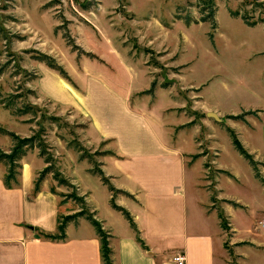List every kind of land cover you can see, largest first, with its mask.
<instances>
[{
  "label": "rangeland",
  "instance_id": "1",
  "mask_svg": "<svg viewBox=\"0 0 264 264\" xmlns=\"http://www.w3.org/2000/svg\"><path fill=\"white\" fill-rule=\"evenodd\" d=\"M196 4L198 0H0V26L7 35L3 39L0 34L2 98L22 93L26 97L19 98V103L38 108L37 117L32 118L30 114L13 115L1 104L0 126L20 137L39 131L46 155L53 159V170L71 186L60 184L53 172L44 179L50 180L51 189L62 198L80 205V211L94 214L79 182L104 202L107 187L92 170L101 169L104 157L115 155L116 144L94 135L89 116L73 103L72 93L87 92L89 85L91 100L104 107V119L113 123H117V113L112 100L90 86L95 78L131 93L133 104L143 98L147 107L158 105L169 129L167 138L189 152L186 155L202 168V184L211 194V208L217 210L226 233L228 264H238L230 244L231 220L223 207L243 208L233 217L240 237L248 239L254 232L263 236L264 161L251 154L252 165L235 148L233 138L238 134L231 124L257 114L241 120L217 113L218 120L204 112L203 103L223 113L264 108V22L251 26L230 13L236 10L251 21L264 20V0H216V29L210 22L188 26L177 18L179 9L183 15L190 11L198 18ZM32 50L55 57L66 70L68 78L53 69L58 73L53 80L60 82L59 91L53 94L64 101L46 93L52 91L48 66ZM7 60L9 65L3 67ZM32 74L35 78L29 80ZM12 145L11 136L0 133V148L9 151ZM28 153L40 155L38 148ZM1 167L7 168L4 163ZM224 193L239 199L241 205ZM112 195L114 201L123 196Z\"/></svg>",
  "mask_w": 264,
  "mask_h": 264
},
{
  "label": "crops",
  "instance_id": "2",
  "mask_svg": "<svg viewBox=\"0 0 264 264\" xmlns=\"http://www.w3.org/2000/svg\"><path fill=\"white\" fill-rule=\"evenodd\" d=\"M46 75L52 90L45 89L46 93L64 101L53 94L60 89V82L53 80L58 73L46 67ZM90 86L109 95L117 123L104 119V107L91 100L89 85L87 92L72 93L76 98L73 103L89 116L99 140L116 144L115 155L104 157L101 169L114 187L132 195L118 196L114 202L130 212L146 245V248L141 245L130 222L112 206L113 195L106 184L102 182L107 191L104 202H100L88 186L79 182L83 193L88 194L87 201L95 211V218L111 235L114 264H176L172 256L180 251L186 254V264H228L226 233L217 210L211 208V194L202 184V168L186 155L189 152L167 138L169 129L158 105L147 107L143 98V102L138 100L133 104L131 93L96 78ZM202 93L201 89L204 100ZM203 105L204 112L214 111L221 116L239 114L223 113L217 106ZM256 111L255 118L235 121L231 127L243 147L264 161V108ZM32 155L27 152L22 158L18 183L11 187L4 180L7 168H0V264H104L100 236L85 216L67 223L63 239L42 236V233L58 234L60 218L81 208L52 190L48 178L35 190L38 174L47 163L39 154ZM257 185H260L258 181ZM225 195L241 205L239 199ZM237 210L243 208L223 207L231 220L230 244L238 256V264H264V234L254 232L248 239L240 237L233 220Z\"/></svg>",
  "mask_w": 264,
  "mask_h": 264
},
{
  "label": "trees",
  "instance_id": "3",
  "mask_svg": "<svg viewBox=\"0 0 264 264\" xmlns=\"http://www.w3.org/2000/svg\"><path fill=\"white\" fill-rule=\"evenodd\" d=\"M192 5V4H191ZM199 12V17L197 18L194 16L193 13L190 11H187L185 15L182 14V9L178 10L177 18L184 21V23L188 26H190L192 23H199V22H210L212 29L217 28V21L216 16L218 12V5L216 4V0H198V4H196ZM230 13L233 16H241L243 20L251 26L256 25L259 23V21L264 22V20H255L251 21L247 15H241L239 11L236 10H230ZM0 34L3 39L7 38L5 29L0 26ZM211 34V38H213V33ZM33 52H36L35 58L43 63H45L48 67L56 70L59 72L61 76L64 78H68V74L66 70L62 67L61 64H59L55 57L38 51V50H32ZM10 63V60H7L3 67H7ZM2 68H0V74L2 73ZM35 75L32 74V78H29V80L34 79ZM154 86V83L152 84V87ZM152 89L147 90V92H151ZM29 93H35L34 90L28 89ZM26 97V95L22 93L13 92L7 95L6 97L2 98V94L0 92V104H2L6 109H9L13 115L16 116H23L30 114L32 118L37 117L38 115V108L34 105H32L29 102H21L19 103V98ZM247 114H257L256 110H247L243 111L241 114H232L229 117L233 119H245V115ZM31 118V119H32ZM229 131L232 132V130L229 129ZM0 133L5 135H10L13 140V145L9 149V151H4L0 148V163H4L7 166V174L5 175V183L7 186L11 187L13 184L18 183V175L20 174V169L22 168L21 160L22 158L27 154V152L30 149L38 148L40 151V155L44 157L45 162L48 164L47 167H45L42 171L39 173V177L36 179V187L35 190L38 191L40 189V183L44 180L45 175L48 172H53L55 175V179L59 181L60 184H64L67 186H71L70 182L66 179L61 177V175L58 172H55L54 166H53V159L51 156L46 155V148L44 145V142L41 138V133L39 131L34 132L33 135L28 137H20L18 134L14 133L11 130H8L4 127L0 126ZM234 134V133H232ZM233 144L235 148L246 158L249 160L250 164L255 165V160L253 159L252 155L243 147L241 142L239 141L238 137L234 136L233 138ZM110 153V151H109ZM84 158V156H81ZM93 173L97 174L101 177V180L104 184H106L109 187V190L113 193L117 194H123L128 197H132L130 193H128L125 190L117 189L112 185L110 182V179L104 174L102 169L99 170H92ZM263 180V179H262ZM264 181V180H263ZM75 200L81 201L79 198H74ZM112 206L120 211L124 217L130 222L132 228L137 233V239L141 243V245L146 248V245L143 241V239L140 236V231L138 230L136 223L130 214V212L122 207L117 205L114 200H112ZM80 216H85L96 228L100 240H101V254H102V260L104 264H114L113 258H112V248L110 247V234L108 231L103 229L102 223L97 220L94 216V214H87V212L79 211L75 214L63 216V219L59 221L58 224V234H51V233H42V236L45 238L50 239H63L66 237V225L69 221L76 220Z\"/></svg>",
  "mask_w": 264,
  "mask_h": 264
},
{
  "label": "built area",
  "instance_id": "4",
  "mask_svg": "<svg viewBox=\"0 0 264 264\" xmlns=\"http://www.w3.org/2000/svg\"><path fill=\"white\" fill-rule=\"evenodd\" d=\"M172 261L176 264H186V254L184 252H176L172 256Z\"/></svg>",
  "mask_w": 264,
  "mask_h": 264
},
{
  "label": "water",
  "instance_id": "5",
  "mask_svg": "<svg viewBox=\"0 0 264 264\" xmlns=\"http://www.w3.org/2000/svg\"><path fill=\"white\" fill-rule=\"evenodd\" d=\"M208 114L211 115V116H213L214 118L220 120V118L218 117V114H217L216 112H214V111H209Z\"/></svg>",
  "mask_w": 264,
  "mask_h": 264
}]
</instances>
